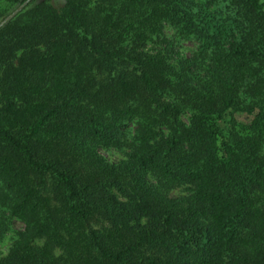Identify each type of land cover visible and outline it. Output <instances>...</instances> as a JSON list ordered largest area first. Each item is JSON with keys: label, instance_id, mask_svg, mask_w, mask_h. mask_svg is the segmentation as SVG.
Masks as SVG:
<instances>
[{"label": "trees", "instance_id": "obj_1", "mask_svg": "<svg viewBox=\"0 0 264 264\" xmlns=\"http://www.w3.org/2000/svg\"><path fill=\"white\" fill-rule=\"evenodd\" d=\"M12 220L0 264H264V0H30L0 27Z\"/></svg>", "mask_w": 264, "mask_h": 264}, {"label": "rangeland", "instance_id": "obj_2", "mask_svg": "<svg viewBox=\"0 0 264 264\" xmlns=\"http://www.w3.org/2000/svg\"><path fill=\"white\" fill-rule=\"evenodd\" d=\"M54 4L58 7L62 5L63 0H52ZM12 12V11H11ZM10 12V13H11ZM193 43L190 41L181 42V50L183 54L187 55L189 50L193 48ZM237 117L240 120L246 121L248 118L244 114H238ZM131 129V128H130ZM126 148L125 147H108L99 149V153L109 162L113 164H118L126 158ZM185 194V189L178 188L171 192L172 196H178ZM122 200H125L121 196ZM23 229V224L19 221L12 220L11 226L9 229L3 233H0V257L6 254L8 248L12 244L13 240L16 237V233Z\"/></svg>", "mask_w": 264, "mask_h": 264}, {"label": "water", "instance_id": "obj_3", "mask_svg": "<svg viewBox=\"0 0 264 264\" xmlns=\"http://www.w3.org/2000/svg\"><path fill=\"white\" fill-rule=\"evenodd\" d=\"M30 0H25L22 4H20L18 7H16L11 13L6 15L1 21H0V27L6 23L8 20L13 18Z\"/></svg>", "mask_w": 264, "mask_h": 264}]
</instances>
